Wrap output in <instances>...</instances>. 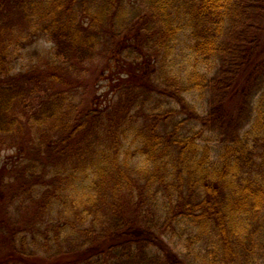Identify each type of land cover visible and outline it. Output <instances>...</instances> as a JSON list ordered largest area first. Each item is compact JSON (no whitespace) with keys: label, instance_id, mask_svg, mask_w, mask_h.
<instances>
[{"label":"trees","instance_id":"obj_1","mask_svg":"<svg viewBox=\"0 0 264 264\" xmlns=\"http://www.w3.org/2000/svg\"><path fill=\"white\" fill-rule=\"evenodd\" d=\"M263 31L264 0H0V264H264Z\"/></svg>","mask_w":264,"mask_h":264},{"label":"rangeland","instance_id":"obj_2","mask_svg":"<svg viewBox=\"0 0 264 264\" xmlns=\"http://www.w3.org/2000/svg\"><path fill=\"white\" fill-rule=\"evenodd\" d=\"M261 36H262L261 41H260L262 43L261 48H264V31H263ZM40 46L41 47L42 46L49 47L50 44H48L44 41H41ZM181 46H182V48L180 47V49H178L176 51L178 61H182V60L187 61L188 62L187 68H191L193 66V63H194V57H193V62H192V57H190L189 50H188V48H186V43H182ZM184 56H186L187 58L181 59V57H184ZM262 56L264 58V49L256 57V60L261 59ZM100 78L101 77H99L98 81H96V83L92 86L91 90L89 91L90 93L88 92V94H87V95H91L92 93H96L97 94L96 95L97 101L104 100V99H106V97L110 96L109 94H107V92L109 91V79L103 78L100 81ZM191 98H193V97H191ZM14 152H15L14 148L2 150V152H0V166L4 163V161H6L9 157H11L14 154Z\"/></svg>","mask_w":264,"mask_h":264}]
</instances>
